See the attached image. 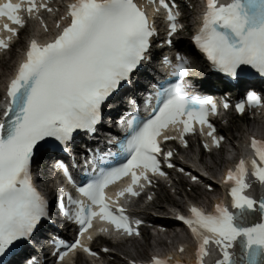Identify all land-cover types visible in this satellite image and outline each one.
<instances>
[{
	"label": "snow or ice",
	"instance_id": "snow-or-ice-1",
	"mask_svg": "<svg viewBox=\"0 0 264 264\" xmlns=\"http://www.w3.org/2000/svg\"><path fill=\"white\" fill-rule=\"evenodd\" d=\"M150 3L151 19L137 0H72L64 5L65 16L55 20L58 32L50 41L30 40L24 59L7 84L6 108L0 119V264H13L12 257L31 241L42 221L50 218L49 203L34 181V159L48 152L71 153L78 133L96 132L103 106L124 82L131 83L132 74L147 59L157 35L155 18L161 9L168 21L169 38L180 27L181 13L174 0ZM59 10L49 0L0 2V17L20 28L26 26L25 16L35 19L45 32L49 29L42 13ZM65 18L68 23L62 27L60 21ZM3 30L11 34L8 39L18 35L17 28L7 23ZM191 40L212 67L228 77L251 78L255 73L264 78V0H205L199 30ZM8 47L6 40L0 39V49ZM189 63L180 54L174 62L164 58L163 64L175 82L157 88V103L146 119L132 115L126 121L127 135L119 143L125 163L105 168L99 166L103 158H97L99 164L93 161V174H86L78 184L67 167L57 162L67 181L83 197L75 199L68 193L67 204L61 200L62 214L79 225V235L87 233V241L97 234L140 235L138 227L143 221L131 220L121 201L140 197L145 186L152 184L149 173L166 176L162 163L174 167L170 159L173 151H164L159 139L169 126L179 129L178 138L185 147V136L195 131L196 124L201 126V135L211 139L212 146H220L224 137L215 135L216 129L208 120L209 114H218L217 103L208 96L189 95L182 83L189 74ZM245 105L256 108L264 105V100L248 92L235 105L236 111L243 113ZM223 107L229 105L224 103ZM176 138L163 134L165 141ZM247 147L251 155H242L228 169L222 180L225 196L212 212L193 204L188 207L189 215L177 216L196 241L195 264H207L205 258L213 251L219 256L212 264H264V196L249 195L254 184L264 189V140L253 136ZM124 178L129 179L126 186L108 196L106 189ZM97 219L106 226L94 229ZM52 243L67 249L60 253L61 259L77 248L97 256L79 238L71 244L62 240ZM179 251L183 252V247ZM151 264L168 261L154 256Z\"/></svg>",
	"mask_w": 264,
	"mask_h": 264
},
{
	"label": "rangeland",
	"instance_id": "rangeland-1",
	"mask_svg": "<svg viewBox=\"0 0 264 264\" xmlns=\"http://www.w3.org/2000/svg\"><path fill=\"white\" fill-rule=\"evenodd\" d=\"M187 43V45H186V47H188V42H186ZM234 125H236V126H239L241 129H244L245 128V126L244 125H241L240 123H238V122H234ZM206 160V162H208L209 164H211V161H209L210 159L209 158H206L205 159ZM223 167V166H222ZM221 167V168H222ZM221 169H215V176L219 173V171H220ZM160 196H162V195H160ZM176 199V200H175ZM174 199V201H176V202H178V203H180V204H182L183 202H184V200H182V197H176ZM157 204H161V205H164L163 204V202H159V203H157ZM181 235V240L183 239V237H184V234H180ZM180 235H179V237L178 238H176V242H178V241H180ZM164 241L166 242V244H167V239L166 238H164ZM174 244H176V243H174ZM158 249V247H157V245L155 244V242L154 241H151L150 242V246H149V243L147 242V241H144V242H140L137 246H136V249H132V248H126V250L128 251V253L130 254V255H132V256H135L136 254H138V255H140V256H144V257H147L148 256V254L150 253V252H152V251H154V250H157ZM144 253H143V252Z\"/></svg>",
	"mask_w": 264,
	"mask_h": 264
},
{
	"label": "bare ground",
	"instance_id": "bare-ground-1",
	"mask_svg": "<svg viewBox=\"0 0 264 264\" xmlns=\"http://www.w3.org/2000/svg\"><path fill=\"white\" fill-rule=\"evenodd\" d=\"M14 56V55H13ZM13 56H11V58H13ZM11 58H9V61H11ZM9 61H7V62H5V64H4V66L6 67V68H10V66H11V63L9 62ZM257 126V124H249L248 126H247V130H250L251 132L252 131H258L259 130V128H260V132H261V134H263L264 135V126H258V128L256 127ZM236 130H239V128H236ZM222 158V157H221ZM219 156L217 157V156H214V157H212V161L214 162V166H212V165H208V164H206L205 163V168L206 169H208L209 171H212L214 168H216V169H218V168H220V166H221V164H223V160L221 159ZM216 159H218L219 160V162L220 163H218V162H215L216 161ZM225 161H226V158L224 159ZM168 224H171L172 222L171 221H168L167 222ZM179 237V232H177V233H175V232H172L171 233V235H170V233H168V236H167V239L168 238H170L171 239V241L173 242V240L174 239H176V238H178ZM127 251V250H126ZM128 252V251H127ZM143 252V251H142ZM144 253V252H143ZM115 259H119V257L117 256V257H115ZM112 264H118V262H111Z\"/></svg>",
	"mask_w": 264,
	"mask_h": 264
}]
</instances>
